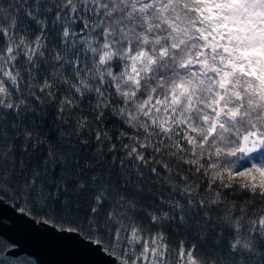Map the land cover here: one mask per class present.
Masks as SVG:
<instances>
[{"label":"snow or ice","instance_id":"snow-or-ice-1","mask_svg":"<svg viewBox=\"0 0 264 264\" xmlns=\"http://www.w3.org/2000/svg\"><path fill=\"white\" fill-rule=\"evenodd\" d=\"M13 215L106 264H264V0H0V264H33Z\"/></svg>","mask_w":264,"mask_h":264},{"label":"water","instance_id":"water-1","mask_svg":"<svg viewBox=\"0 0 264 264\" xmlns=\"http://www.w3.org/2000/svg\"><path fill=\"white\" fill-rule=\"evenodd\" d=\"M5 215H11L5 210ZM5 223L11 229L8 235L17 239L24 251L34 259V264H106L107 259L99 254L68 248L54 239L49 230L33 228L27 220L13 215Z\"/></svg>","mask_w":264,"mask_h":264},{"label":"trees","instance_id":"trees-1","mask_svg":"<svg viewBox=\"0 0 264 264\" xmlns=\"http://www.w3.org/2000/svg\"><path fill=\"white\" fill-rule=\"evenodd\" d=\"M35 262H34V259H33V264H34Z\"/></svg>","mask_w":264,"mask_h":264}]
</instances>
